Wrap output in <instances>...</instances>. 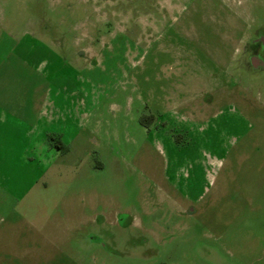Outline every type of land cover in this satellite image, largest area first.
<instances>
[{
  "label": "rangeland",
  "instance_id": "374dc122",
  "mask_svg": "<svg viewBox=\"0 0 264 264\" xmlns=\"http://www.w3.org/2000/svg\"><path fill=\"white\" fill-rule=\"evenodd\" d=\"M264 0H0V264H264Z\"/></svg>",
  "mask_w": 264,
  "mask_h": 264
},
{
  "label": "flooded vegetation",
  "instance_id": "af4514ba",
  "mask_svg": "<svg viewBox=\"0 0 264 264\" xmlns=\"http://www.w3.org/2000/svg\"><path fill=\"white\" fill-rule=\"evenodd\" d=\"M245 50L254 68L264 67V30L259 31L257 37L246 44Z\"/></svg>",
  "mask_w": 264,
  "mask_h": 264
}]
</instances>
